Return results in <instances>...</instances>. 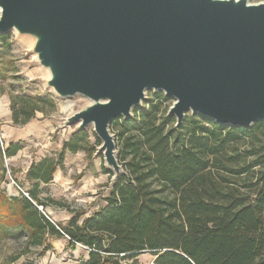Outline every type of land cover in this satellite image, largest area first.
<instances>
[{
    "label": "trees",
    "instance_id": "1",
    "mask_svg": "<svg viewBox=\"0 0 264 264\" xmlns=\"http://www.w3.org/2000/svg\"><path fill=\"white\" fill-rule=\"evenodd\" d=\"M10 99L15 126L43 113L44 105L55 108L50 98ZM168 99L156 94L125 121L118 136L125 173L99 212L78 223L82 213L68 208L72 217L63 226L35 207L46 206L39 187L63 169L65 154L90 151L82 130L55 157L30 165L31 201L0 196V224L22 229L29 244L43 250L50 238L80 245L88 258L80 264H122L143 253L154 257V264H264V119L243 128L194 114L175 127L174 116L158 112ZM19 149L10 145L5 155Z\"/></svg>",
    "mask_w": 264,
    "mask_h": 264
},
{
    "label": "water",
    "instance_id": "2",
    "mask_svg": "<svg viewBox=\"0 0 264 264\" xmlns=\"http://www.w3.org/2000/svg\"><path fill=\"white\" fill-rule=\"evenodd\" d=\"M36 38L60 98L91 105L70 117L93 126L118 173L108 126L128 118L146 90L186 112L249 128L264 119V2L247 0H0V34Z\"/></svg>",
    "mask_w": 264,
    "mask_h": 264
},
{
    "label": "rangeland",
    "instance_id": "3",
    "mask_svg": "<svg viewBox=\"0 0 264 264\" xmlns=\"http://www.w3.org/2000/svg\"><path fill=\"white\" fill-rule=\"evenodd\" d=\"M247 2L258 4L264 0ZM35 43L36 38L32 35L19 34L16 31L0 34V196L16 198L22 195L30 201L27 193L33 184L26 179L30 165L43 158L55 157L69 136L82 131L78 123L70 122V117L91 105V101L82 96L60 98L51 91L48 85L50 70L40 64L34 51ZM159 93L146 90L144 100L132 109L130 117L117 118L109 124L108 130L114 140L115 156L120 167L118 173L105 163L99 149L101 141L97 144L98 138L93 126L89 125L83 131L88 135L90 151L76 155H69V152L65 154L63 169L56 170L51 183L39 187V198L46 202V206L35 205L37 210L51 223L67 226L70 220L64 224L57 223L50 219L51 216H59L64 210L70 213L67 210L69 208L70 211L82 213L78 221L81 223L84 218L93 216L105 207L103 198L109 195L112 185L125 173L118 159L121 147L119 132L126 127L125 121L133 119V110H141L147 100ZM12 96L50 98L55 103V108L44 105V112H37L27 125L15 126L12 124L10 111ZM168 98L170 99L163 101L158 108L160 115L167 114L174 103L173 98ZM192 115L191 112H186L184 119ZM10 145H18L20 149L14 156L8 157L5 149ZM103 169L113 175L110 177L104 174ZM85 171L91 173V179L95 181L96 187L92 190L84 186ZM59 174L63 181L57 178ZM1 227L0 264H74L84 261L87 256L85 248L80 245L70 247L65 238L47 239L49 248L43 250L42 247L30 245L26 232L22 229ZM141 257L143 258H140V262L133 260L130 264H152V259L155 260L148 253L141 254ZM126 263L127 261L122 262Z\"/></svg>",
    "mask_w": 264,
    "mask_h": 264
},
{
    "label": "crops",
    "instance_id": "4",
    "mask_svg": "<svg viewBox=\"0 0 264 264\" xmlns=\"http://www.w3.org/2000/svg\"><path fill=\"white\" fill-rule=\"evenodd\" d=\"M27 125V124H26ZM71 138V136H69V139ZM68 139V140H69ZM67 140V141H68ZM80 152H83V151H79V152H77V153H80ZM77 153H74V154H72V153H69V155H76ZM83 153H85V152H83ZM37 163V162H36ZM86 173L84 174L85 176L83 177V180H84V186L88 189V190H92V189H94V187H96L95 185V181L93 180V179H91V173H89V172H87V171H85ZM56 173V172H55ZM55 173H54V175H55ZM97 172H95V174H96ZM87 174V175H86ZM54 175H53V178H54ZM107 175V174H106ZM57 178L58 179H60L61 178V181H63L62 179H63V177H62V175H58L57 176ZM56 178V179H57ZM82 180V181H83ZM52 218H50V219H52L54 222H60V223H66V222H68L70 219H71V217H72V213H68V212H66L65 210L64 211H62L60 214H59V216H51ZM86 218H88V217H86ZM143 255V254H142ZM140 258H143V257H141V255H139V256H137L136 258H134L133 260H137L138 262H140ZM87 256H85L84 257V261H80V262H75L74 264H79V263H84V262H86L87 260ZM133 260H130V261H127V263L126 264H130ZM150 263H152V264H154V261H153V259H152V261L150 262Z\"/></svg>",
    "mask_w": 264,
    "mask_h": 264
},
{
    "label": "bare ground",
    "instance_id": "5",
    "mask_svg": "<svg viewBox=\"0 0 264 264\" xmlns=\"http://www.w3.org/2000/svg\"><path fill=\"white\" fill-rule=\"evenodd\" d=\"M51 89H52V88H51ZM51 91H52L53 93H55L53 89H52Z\"/></svg>",
    "mask_w": 264,
    "mask_h": 264
},
{
    "label": "built area",
    "instance_id": "6",
    "mask_svg": "<svg viewBox=\"0 0 264 264\" xmlns=\"http://www.w3.org/2000/svg\"><path fill=\"white\" fill-rule=\"evenodd\" d=\"M25 196H27L26 194H24Z\"/></svg>",
    "mask_w": 264,
    "mask_h": 264
}]
</instances>
